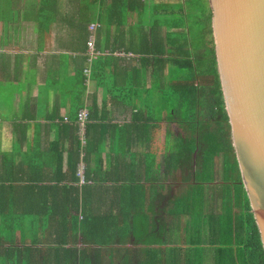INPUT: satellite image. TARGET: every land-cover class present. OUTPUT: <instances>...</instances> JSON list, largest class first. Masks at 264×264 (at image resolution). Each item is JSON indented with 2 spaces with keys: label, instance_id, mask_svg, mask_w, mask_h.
Segmentation results:
<instances>
[{
  "label": "crops",
  "instance_id": "obj_1",
  "mask_svg": "<svg viewBox=\"0 0 264 264\" xmlns=\"http://www.w3.org/2000/svg\"><path fill=\"white\" fill-rule=\"evenodd\" d=\"M36 1L0 0V138L11 139L14 121L42 124L44 145L59 139L56 146L61 147L65 135L46 126L51 117L59 116L66 123L70 114L85 109L88 116L92 109L91 121H102L111 128L99 153L78 152L79 187L85 183L90 187V195L80 197V202L143 204L151 220L148 230L172 241L132 244L130 235L123 243L78 241L63 246L65 251L48 250L52 264H126L133 259L139 264H210L206 247L196 242L209 235L210 216L195 218L178 205L185 204L183 194L196 182L195 174L166 165L170 149L165 146V132L162 125L156 126L158 121L148 123L143 110L166 106L161 88L151 84V72L158 68L131 51L138 47L143 32L154 29L156 42L166 45L162 56L165 75L175 73L171 60L176 55L171 53L172 44H177L168 31L176 30L173 21L180 5L187 14L184 0H55L47 5ZM189 51V58L203 52L198 48ZM81 76L85 78L80 84ZM77 114L83 139L88 118L81 126ZM66 155L64 150L63 171ZM84 167L95 169L90 174L94 181L84 182ZM114 210L121 212V220L127 217L124 207ZM121 224L119 228L127 231L126 224ZM15 241L18 244V236Z\"/></svg>",
  "mask_w": 264,
  "mask_h": 264
},
{
  "label": "trees",
  "instance_id": "obj_2",
  "mask_svg": "<svg viewBox=\"0 0 264 264\" xmlns=\"http://www.w3.org/2000/svg\"><path fill=\"white\" fill-rule=\"evenodd\" d=\"M53 1L37 0L35 3L47 5L55 3ZM194 1L184 0L187 14L180 5L173 21L176 30L168 31L171 40L177 44H172L171 55H176L171 60L176 72L172 79L167 81L164 72L166 61L162 56L166 45L156 42L154 29L141 34L137 48L131 47V51L140 54L145 63L157 66L158 71L151 72V84L161 88V99L166 104L162 108L143 110L147 122L158 121L156 126L162 125L165 132V146L170 149L165 158L166 165L169 163L173 169L182 168L195 174L196 182L190 183L183 194L185 204L180 202L178 205L183 212L191 211L195 218L203 214L210 216L209 235L196 241L206 247L210 264H264L259 227L241 180L224 107L211 10L208 0L201 6L198 5L200 0L198 4ZM196 48L203 52L189 58V50ZM153 55L158 59L151 57ZM84 78L80 77V84ZM91 110L88 109L83 139L78 133L77 112L70 114L66 123L59 116L51 117L46 126L65 135L66 142L61 147L56 146L59 139L44 145L42 124L18 121L11 124V139L8 137L4 146L0 145V150L4 149L0 151V264H52L48 250H64L63 246L78 241L112 244L118 240L123 243L126 235H130L132 244L172 242L167 236L148 230L151 220L143 204L99 202L90 205L83 199L80 202V197L90 195V187L86 183L79 187L76 174L78 152L83 149L85 154L90 151L99 153L111 128L102 121H91ZM55 119L60 121L56 123ZM64 150L67 153L65 171L62 168ZM92 172L95 169L84 167V182L94 181L90 176ZM117 207L119 210L124 207L127 217L121 220V212L116 214L114 210ZM78 212L82 216L80 219ZM28 217L32 220L24 223ZM120 222L126 224L124 229L127 231L119 228ZM17 236L18 244L15 241ZM43 255H46L45 259ZM83 264L89 263L84 261ZM126 264L139 263L133 259Z\"/></svg>",
  "mask_w": 264,
  "mask_h": 264
},
{
  "label": "water",
  "instance_id": "obj_3",
  "mask_svg": "<svg viewBox=\"0 0 264 264\" xmlns=\"http://www.w3.org/2000/svg\"><path fill=\"white\" fill-rule=\"evenodd\" d=\"M224 107L264 247V0H208Z\"/></svg>",
  "mask_w": 264,
  "mask_h": 264
},
{
  "label": "rangeland",
  "instance_id": "obj_4",
  "mask_svg": "<svg viewBox=\"0 0 264 264\" xmlns=\"http://www.w3.org/2000/svg\"><path fill=\"white\" fill-rule=\"evenodd\" d=\"M193 1H194V0H193ZM203 1H205V0H200V3L198 4V3H197L198 0H197V2L194 1V3H195V4L197 3L199 6H201L202 3H203ZM195 10H197V9H195ZM191 13H193V11H192ZM193 25L197 27V25H196L195 23H193ZM197 29H198V27H197ZM175 73H176V72H175ZM172 75H173V72L170 73V74L167 73V75H166L167 81L170 80V79L172 78V77H171ZM0 95H1V91H0ZM72 110H73V108L71 109V111H72ZM0 130L3 131V127L0 126ZM1 135H2V134H0V137H1ZM5 140H6V139H1V140H0V145L4 146V142H5ZM2 148H3V147H2ZM3 150H4V149H3ZM30 219L32 220V218H29V217H28V218L26 219V222H24V223H27L28 220H30ZM24 228L26 229V227H24V225H23V229H24Z\"/></svg>",
  "mask_w": 264,
  "mask_h": 264
},
{
  "label": "built area",
  "instance_id": "obj_5",
  "mask_svg": "<svg viewBox=\"0 0 264 264\" xmlns=\"http://www.w3.org/2000/svg\"><path fill=\"white\" fill-rule=\"evenodd\" d=\"M89 29H90V26H89ZM87 45H88L89 50H92V42L90 41V39L88 40ZM77 116H78L79 124L82 126L87 117L86 110L85 109L79 110ZM65 120H67V118H65Z\"/></svg>",
  "mask_w": 264,
  "mask_h": 264
}]
</instances>
